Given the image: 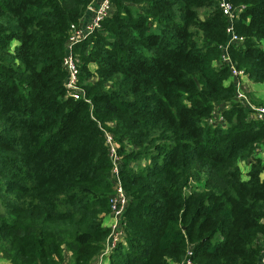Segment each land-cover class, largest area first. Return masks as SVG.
<instances>
[{"label":"trees","instance_id":"obj_1","mask_svg":"<svg viewBox=\"0 0 264 264\" xmlns=\"http://www.w3.org/2000/svg\"><path fill=\"white\" fill-rule=\"evenodd\" d=\"M94 1L0 0V254L91 264L103 250L114 183L101 125L129 197L127 246L111 264H176L189 244L195 264H257L264 122L234 102L230 67H215L228 40L221 0H112L76 49L88 104L66 98L63 59ZM232 2L245 38L229 48L233 65L264 83V0ZM223 103L226 126L209 125Z\"/></svg>","mask_w":264,"mask_h":264},{"label":"built area","instance_id":"obj_2","mask_svg":"<svg viewBox=\"0 0 264 264\" xmlns=\"http://www.w3.org/2000/svg\"><path fill=\"white\" fill-rule=\"evenodd\" d=\"M220 9L227 20L226 34L227 42L221 46V59L215 62V67L229 66L231 70L230 82L235 86L234 102L238 103L249 110V118L252 121L264 122V106H257L251 99L249 92L243 84V79L247 78L243 70H238L232 62L229 48L232 45L242 44L245 40L235 32V22L244 9V6L235 7L232 0H221ZM116 7L112 0H95L88 7L86 13L70 26L67 40L65 43V56L63 67L67 73L65 80L66 98L74 100H84L91 104L87 98L86 91L81 82V58L77 52V46L88 39L96 32L102 31V23L112 17ZM96 80V77L93 79ZM231 103L217 105L213 115L207 123L214 127L219 125L226 126L223 112L230 109ZM105 133V143L108 148L109 157L112 161V180L113 194L109 199L110 213L104 217L109 218L110 222L103 225L109 229L106 244L103 250L95 256L91 264H111V257L120 245L127 246L125 211L129 204V197L125 191L122 180V156L119 153V144L117 143L112 132L105 130L99 125ZM114 124H111V127ZM260 149L257 150V153ZM261 252L257 264H264V238L260 241ZM176 264H195L194 248L188 245L183 259Z\"/></svg>","mask_w":264,"mask_h":264},{"label":"crops","instance_id":"obj_3","mask_svg":"<svg viewBox=\"0 0 264 264\" xmlns=\"http://www.w3.org/2000/svg\"><path fill=\"white\" fill-rule=\"evenodd\" d=\"M16 44V43H15ZM91 71L94 72L97 69L96 65H91L90 67ZM230 84V80L228 82ZM243 84L245 85L247 91L249 92L252 101L255 105L260 106L261 103H259V98L264 96V86H253V82H251L248 77L243 79ZM264 85V84H262ZM257 158L264 160V147L260 150V152L257 153ZM251 166L248 163H241V169L244 175H247V173L250 171ZM261 179L264 180V173L261 174ZM110 222L109 218L105 219V225ZM71 261V255L69 253H65V261L63 264H70ZM0 264H11V262L7 259H5L0 254Z\"/></svg>","mask_w":264,"mask_h":264},{"label":"rangeland","instance_id":"obj_4","mask_svg":"<svg viewBox=\"0 0 264 264\" xmlns=\"http://www.w3.org/2000/svg\"><path fill=\"white\" fill-rule=\"evenodd\" d=\"M262 84H264V83H253V86H257V85L258 86H264ZM258 100H259V103L264 104V96L263 97H260ZM262 162L264 164V160H262Z\"/></svg>","mask_w":264,"mask_h":264}]
</instances>
